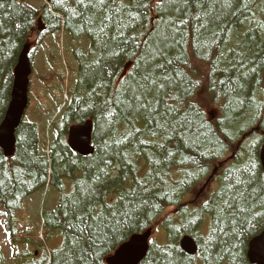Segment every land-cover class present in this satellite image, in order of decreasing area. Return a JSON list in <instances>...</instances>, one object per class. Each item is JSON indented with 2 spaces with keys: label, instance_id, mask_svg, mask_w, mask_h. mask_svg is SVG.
I'll return each mask as SVG.
<instances>
[{
  "label": "trees",
  "instance_id": "obj_1",
  "mask_svg": "<svg viewBox=\"0 0 264 264\" xmlns=\"http://www.w3.org/2000/svg\"><path fill=\"white\" fill-rule=\"evenodd\" d=\"M144 2L148 3L149 0ZM0 3L5 5L0 8V124L11 102L14 69L23 48L35 34L40 42L46 39L47 34L54 35L57 45H61L62 39H65L70 43H86L89 47H81L76 51L78 69L69 84L62 72L48 79L42 77V100L38 101V108L40 112L48 113L46 125L52 124L54 130L63 129L66 133L70 126L92 119L96 147L92 156L81 157L72 152L60 134L50 142L44 139L36 123L27 119L22 122L16 132L15 157L8 159L0 150V182H3L0 204L3 214L13 238L16 226L14 214L21 210L28 198L40 194L43 200L40 213L53 234L49 240L58 235L62 244L60 249H53L50 255L45 253V256L37 257L36 251H18L22 258L17 263L11 260L0 264H64V250L78 233L70 226V218L64 215L63 198L73 191L77 181L95 174L93 165L103 157H109L111 162L108 174L102 178L96 194L98 210L119 204V197L134 189L137 180L151 174L153 168L159 169V172L149 184V187L155 184L150 193V204L142 210L137 209L139 215L127 223L122 235H118L114 243L102 249L96 264H106V259L134 234L158 222H161L160 227L168 235V243L164 246L152 245L149 255L141 264H251L248 247L255 237L264 232V218L257 215L264 212V207L258 201H253L255 210L250 214L245 213L243 219L239 215L233 219L231 215L220 211L219 207L229 199L242 175L248 178L255 174V179L246 186L249 193L258 183H264L260 158L264 146V106L258 107L264 105V0H241L235 13L224 18L217 28L225 43L218 47L214 45L211 51L207 48L198 49L196 40L197 34L203 40L204 36L211 35L210 32L199 29L197 23L191 20L184 29L181 47L185 49L183 59L187 63L181 62L176 68L186 73L189 80H203L205 71L211 69L207 76V88L198 87L191 98L196 99L201 92L206 91V106L216 109L218 116L210 118L206 106L201 107L203 126L193 129L194 142H185L177 136L166 144L167 150L173 155L156 164L153 161H161L163 152L155 147L156 141L145 131L151 121L146 120L143 113H121L118 105L105 103L106 100L112 101L122 83L137 72V57L143 51L144 41L150 39L149 33L159 24L156 0H151L150 10H141L145 15L125 29L123 36L114 27L109 29L108 35L117 39L109 42L107 54L101 52L97 36L85 31L82 21L77 23L80 17L74 15L76 0H47L40 9L30 4L29 0H0ZM112 6H123L130 9L133 16L137 14L136 0H113ZM168 16L180 18L174 11L168 12ZM184 18L190 19V16L185 15ZM40 19L47 27L42 33L38 31ZM122 19L127 21L128 16L124 15ZM124 36L128 37L126 41ZM230 49L236 53L243 52L246 55L245 63L258 69L247 81H241L245 85L244 94L252 97L251 103L245 105L229 106L222 94L225 85L219 83L229 74L233 79L237 77V72L228 63L233 56ZM179 51L180 48L174 49L172 56ZM218 56L222 57L220 61L217 60ZM30 58L34 71L36 60L33 56ZM97 60L100 62L96 63ZM88 65L91 67L88 68ZM185 86L186 82L171 85L166 102L182 107L172 97H185ZM148 98L152 99L151 96ZM108 108L117 114L110 117L106 111ZM258 126L260 132L251 134L249 140L238 148L242 137ZM136 128L141 129L136 140L143 139L147 144L114 143L126 135L130 136L131 130ZM254 139L259 140V143L250 148ZM114 149L122 150L116 155ZM232 154L235 155L234 159L228 166L220 168L214 183L217 186L207 190L208 200L204 202V194L199 196V190L211 176L213 168ZM250 161L255 164V168L247 172ZM100 167L104 165L100 164ZM209 191H213L210 197ZM53 195L57 196L56 200ZM49 203L52 208L46 210ZM205 204L208 207H204ZM221 216L225 218L220 219ZM236 221L244 225L243 229L239 228ZM205 227H209L206 233ZM220 229L224 232L221 233ZM210 233L213 239L206 247L204 242L209 240ZM184 235L192 236L198 247V256L190 257L182 252L180 239ZM34 243L42 244L38 237Z\"/></svg>",
  "mask_w": 264,
  "mask_h": 264
},
{
  "label": "snow or ice",
  "instance_id": "obj_2",
  "mask_svg": "<svg viewBox=\"0 0 264 264\" xmlns=\"http://www.w3.org/2000/svg\"><path fill=\"white\" fill-rule=\"evenodd\" d=\"M240 3L241 0H156L159 24L149 33L150 39L144 41L143 51L137 57L136 74L122 83L112 101H105L106 104L118 105L121 113H143L146 120L151 121V125L145 131L150 138L156 141L155 147L163 152L161 161L154 160V164L173 155L166 148L169 141L178 136L185 142H194L192 140L193 129L203 126L201 107L208 103L207 93L206 91L201 92L196 99L191 96L196 93L198 87L207 88V76L211 69L205 71L203 80H189L186 73L176 68L181 62L187 63L183 59L185 49L181 47L184 29L188 27L191 20L197 23L199 29L210 32L211 35L204 36L203 40L197 34L196 40L198 49L207 48L211 51L214 45L218 47L219 44L225 43L223 37L219 36L217 28L224 18L235 13ZM112 4L113 0H76L74 15L80 17V21L77 23L82 21L85 26L84 30L97 36V42L104 54L110 50L109 42L117 39V37L108 35L111 27H114L123 36L125 29L130 28L135 21L145 15L141 10H150L151 8V0L148 3H145L144 0H136L137 14L133 16L130 9L123 6L113 7ZM4 7L5 5L0 3V8ZM171 11H174L180 18L168 16V12ZM124 15L128 16L127 21L122 19ZM185 15H189L190 19H185ZM127 39L128 37L124 36V40ZM132 39L136 38L132 37ZM176 48H180V51L172 56V51ZM230 51L233 52V56L228 60V63L231 65V69L237 72V77L233 79L229 74L225 80L219 81L220 84L225 85L222 94L227 98L229 106L251 103L252 97L244 94L245 85L241 81H247L250 76L257 73L258 69L249 67L245 63L246 55L243 52L236 53L234 49H230ZM221 59L222 57H217L218 61ZM99 62V60L96 61V63ZM169 66H173L176 70L173 71V68H169ZM90 67L91 65H88V68ZM216 67L218 68V64ZM181 82H186L185 97L172 98L177 99L182 107L168 104L166 98L169 87ZM149 96L152 99H149ZM261 106L264 105H258V107ZM106 111L110 117L117 114L112 108H108ZM140 133L141 129L136 128L131 130L130 136L126 135L122 140L114 143L121 145H124L125 142L147 144V141L143 139L136 140L137 134ZM257 143L259 140L254 139L249 147H254ZM121 150L114 149V153L119 155ZM110 162L109 157L99 158V162L93 165L95 174H90L88 178L77 181L73 191L63 198L64 215L70 218V226L78 233L73 236L71 245L64 250V264H81L82 261L85 264L89 261L90 264H96L102 249L109 243H114L117 236L122 235L127 223L139 215L137 209L142 210L151 202L150 193L155 184H152V187H149V184L159 172L157 168H153L152 173L146 174L142 180H137L136 187L122 194L119 197L120 203L115 207L108 205L98 210L96 194L99 183L108 174L107 169ZM100 164H103L104 167L101 168ZM249 165V168L246 169L247 172H251L255 168L253 162L250 161ZM253 179H255V174L248 178H244L242 175L239 183L233 187L229 199L220 205L219 210L231 215L233 219L236 215L243 219L245 213L250 214L255 210L253 201H258L261 207H264V183H258L251 193L246 191V186ZM2 186L3 182H0V187ZM125 201H127L126 204ZM250 204L251 206H249ZM204 207H208V205L205 204ZM257 215L264 218V212L257 213ZM219 218L224 219L225 217ZM73 221L75 222L73 223ZM249 222L251 223V221ZM236 223L239 224L240 229H243L242 223L239 221ZM233 230L235 231V229ZM219 231L224 232L223 229ZM212 239L213 234L210 233L209 240L204 242L206 247L209 246ZM215 239L218 240L219 237L216 236Z\"/></svg>",
  "mask_w": 264,
  "mask_h": 264
},
{
  "label": "rangeland",
  "instance_id": "obj_3",
  "mask_svg": "<svg viewBox=\"0 0 264 264\" xmlns=\"http://www.w3.org/2000/svg\"><path fill=\"white\" fill-rule=\"evenodd\" d=\"M40 1H42V7L47 3V0H29V3L36 8H40ZM52 36V40L49 39L47 42L46 40L44 41L46 42L45 46H43V42L42 45L32 48V50L35 51L34 59L36 60V67L34 68V71H32L31 81L33 80L34 83L33 85L31 83L30 105L25 116V118H27L29 121L38 125L40 133L43 132L42 135H44V139L50 142H53L56 139L57 131L53 130L49 125H46L45 121L48 117V113L46 114V111L40 112V109L38 108V101H40V99L42 100V77L48 79L50 76L66 70L67 77L73 78V76H75V71L78 68V63H76L74 57L75 51L81 47L86 49H88L89 47V45L86 43H70L65 39H62L61 45H57L56 36ZM37 40V35H33L31 42L36 43L37 45ZM206 109L207 114L210 118L218 116V112L216 109H212L208 106H206ZM60 133H62V137L64 139L68 138L65 130L60 131ZM251 133L252 132H250V134ZM212 193L213 191H209L208 196L210 197ZM56 195H53L54 200L57 199ZM206 200H208V197L205 193L204 202ZM50 208H52V204L49 203L46 207V210ZM41 209L42 197L40 194H35L25 201L22 210L15 213L14 215L17 221L14 229L15 235L13 239L10 236V227L7 223L6 217L3 214L2 205L0 204V252L2 254V256L0 257V263L10 262L11 260L14 263H17L18 260L22 258L21 253H19L18 251H26L27 253L28 251L37 250L40 253L39 255L45 256V253L49 255L51 250L60 246L62 241L61 237L56 235L53 240H49V238L52 237L53 234L52 230L48 228L44 231L45 238L48 242L45 244V247L28 246V244H25V239L28 241V239L36 240L37 237L39 238L40 230L42 229V223L40 219ZM208 229L209 227H205L204 233H206ZM155 233H157V229ZM155 233L151 239V243L156 242L153 241V239L155 238ZM156 237L157 242L163 244L166 242L168 235L161 228L160 232L156 234Z\"/></svg>",
  "mask_w": 264,
  "mask_h": 264
},
{
  "label": "water",
  "instance_id": "obj_4",
  "mask_svg": "<svg viewBox=\"0 0 264 264\" xmlns=\"http://www.w3.org/2000/svg\"><path fill=\"white\" fill-rule=\"evenodd\" d=\"M31 47L32 45L26 44L19 56L18 64L14 70L11 102L5 118L0 124V150L6 157L16 154V132L22 124L29 106V77L32 68L28 55ZM92 139V121L73 126L69 131V146L80 156L87 157L94 154ZM261 162L264 169V149L261 154ZM203 192L204 188L201 193ZM151 235L152 230H148L142 235H133L128 242L119 247L114 255L107 259V264H140L147 256ZM181 246L189 255H195L198 252V247L191 237L184 238L181 241ZM248 259L251 264H264V232L250 242Z\"/></svg>",
  "mask_w": 264,
  "mask_h": 264
},
{
  "label": "bare ground",
  "instance_id": "obj_5",
  "mask_svg": "<svg viewBox=\"0 0 264 264\" xmlns=\"http://www.w3.org/2000/svg\"><path fill=\"white\" fill-rule=\"evenodd\" d=\"M41 20V19H40ZM24 49V48H23ZM77 50H79V49H77ZM23 51V50H22ZM75 61H76V63L78 62V60H77V57H76V53H75ZM62 73H64L65 75H66V70H64ZM69 81H70V78H68L67 77V75H66V83L67 84H69ZM259 97V96H258ZM89 120H92V119H89ZM249 140V139H248Z\"/></svg>",
  "mask_w": 264,
  "mask_h": 264
},
{
  "label": "crops",
  "instance_id": "obj_6",
  "mask_svg": "<svg viewBox=\"0 0 264 264\" xmlns=\"http://www.w3.org/2000/svg\"><path fill=\"white\" fill-rule=\"evenodd\" d=\"M77 51V50H76ZM76 51H75V53H76ZM74 57H75V54H74ZM64 59V58H63Z\"/></svg>",
  "mask_w": 264,
  "mask_h": 264
}]
</instances>
